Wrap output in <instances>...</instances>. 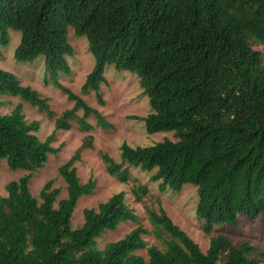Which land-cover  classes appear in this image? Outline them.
Wrapping results in <instances>:
<instances>
[{"label":"trees","instance_id":"16d2710c","mask_svg":"<svg viewBox=\"0 0 264 264\" xmlns=\"http://www.w3.org/2000/svg\"><path fill=\"white\" fill-rule=\"evenodd\" d=\"M68 26L74 36L86 38L95 60L80 91H93L103 104L104 66L129 70L148 97L150 111L139 118L146 132L174 137L148 145L123 142L119 161L100 151L108 174L127 182L130 167L155 168L151 178L160 180L161 189L194 185L196 215L205 220L206 232L212 223H234L237 214L264 217V53L256 48L264 46V0H0V54L8 29L20 31L14 59L31 62L42 55L50 83L73 101L57 115L46 97L0 68V97L19 96L54 118L53 130L40 139L39 121H28L21 103L0 113V159L27 171L0 194V264H261L254 245H235L220 233L201 251L160 204L145 206L147 218L156 236L170 238H163V249L147 246V230L123 191L83 208L82 223L72 227L78 198L96 186L93 177L81 182L76 169L82 150L92 147V134L58 166L65 197L57 200L60 190L52 179L38 197L30 192L33 172L58 151L51 145L57 129L68 130L74 121L89 132L90 116L97 126L112 127L57 77L69 71L66 57L74 53ZM148 192L143 183L131 187L136 202ZM122 221L136 225L97 248L96 238ZM140 249H146L147 259L135 253Z\"/></svg>","mask_w":264,"mask_h":264},{"label":"rangeland","instance_id":"374dc122","mask_svg":"<svg viewBox=\"0 0 264 264\" xmlns=\"http://www.w3.org/2000/svg\"><path fill=\"white\" fill-rule=\"evenodd\" d=\"M68 41L74 48V53L66 57L69 71L59 72L57 77L61 83L70 88L75 94L81 96L85 102L99 110L112 127L103 129L96 125L93 116L87 120L93 125L89 132L81 131L77 124L72 121L68 130L57 129L55 138L51 145L58 147V151L49 153L46 162L42 167L33 172L29 180L30 192L38 197L43 184L53 180V186L59 188L57 200L66 196V184L58 173V166L80 145L84 136L92 134V147H86L81 152V160L76 162L77 175L81 182H86L93 177L96 186L92 193L81 195L74 207L71 216V226L76 227L83 221L82 210L85 207H96L101 201H105L110 195L123 191L125 200L139 217L138 222L147 230L143 234L146 245L154 244L163 249V238H170L167 233L156 236L154 227L147 218L146 207L157 209L158 204L162 205L171 220L185 231L200 247L206 252L209 238L218 233L223 234L235 245L248 241L261 253L257 256L261 264H264V217L258 215L249 218L246 215L237 214L235 222L212 223L209 232L204 230L205 220L197 217L196 205L198 195L196 187L190 183H183L179 190L172 189L165 185L159 187L160 180L151 178L155 168L143 170L129 168V179L127 182H120L105 170V164L99 156L100 151L107 152L115 161L120 160V146L123 142L132 146L148 145L168 137L174 139L171 132L147 133L143 120L150 111L148 97L143 93L138 76L129 70H117L114 65L106 64L103 69L105 81L100 84V94L104 100L98 104L93 91L82 93L81 86L86 74L94 66V57L88 51L87 40L84 36H74L71 26H68ZM20 41V31L8 29V42L1 46L0 68L14 72L23 85H29L36 89L56 114L64 109L73 106L65 93L50 83V76L44 73L43 56L36 57L31 62L17 61L13 57L14 49ZM264 53V46H257ZM22 104V111L28 121L38 120L40 128L37 136L44 139L54 128V118H48L44 112H38L34 106L22 100L19 96L5 94L0 97V113H8L13 107ZM79 115L82 114L78 110ZM137 116L138 118H135ZM24 169H11L6 160L0 159V194L6 195L5 184L17 180L26 174ZM143 183L149 188L148 194L141 202H136L131 193V187ZM136 223L122 221L115 230H107L96 238V247L102 249L108 242L118 240L129 232ZM135 253L147 259L146 249L137 250Z\"/></svg>","mask_w":264,"mask_h":264}]
</instances>
